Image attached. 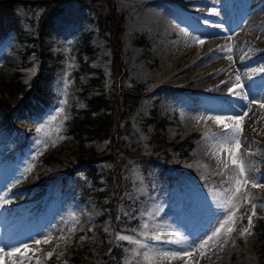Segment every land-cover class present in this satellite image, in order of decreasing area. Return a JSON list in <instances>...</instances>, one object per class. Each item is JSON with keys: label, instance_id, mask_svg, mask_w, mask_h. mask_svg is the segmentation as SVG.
I'll use <instances>...</instances> for the list:
<instances>
[{"label": "rangeland", "instance_id": "1", "mask_svg": "<svg viewBox=\"0 0 264 264\" xmlns=\"http://www.w3.org/2000/svg\"><path fill=\"white\" fill-rule=\"evenodd\" d=\"M46 1L15 2L19 29L9 31L0 44V96L4 80L15 78L30 84L37 73L40 57L33 49L37 43L32 38L37 36ZM210 1H186L194 8L191 21L197 29L192 31V39L185 42L187 34L183 22L165 30L145 22L138 23L147 0H115L117 13L123 17L120 41L124 66L120 74L113 72L109 31L100 23V18L110 8L108 0H67L61 3L45 45L51 54L48 65L51 67L50 87L55 92L54 100L41 117L20 119L24 130L13 129L6 141L0 142V247L5 251L13 247L23 250L22 246L27 244L32 250L29 255L34 253L35 256L31 264H37V260L39 264L106 262L107 249L116 245L121 246L123 252L118 264H145V252L156 258L158 264H185V261L263 264L264 108L260 105L264 104V96L250 95V92L254 88H264V8L250 10L245 6L246 0ZM253 3L261 6L264 0ZM177 4L181 13L189 14ZM214 16L218 20L212 18ZM229 19L236 21L233 29H228L225 24ZM210 26L224 29L214 34L201 31ZM85 38L92 48L89 52L83 50ZM166 44H177L174 52V58L178 59L176 64L169 61ZM185 45H190L193 52L188 58L180 59L178 55ZM226 45L241 46L242 60H246L245 55L254 56V60H250L254 62V71L253 68L246 69L242 61H236L232 56L229 60L227 53L217 50L218 46ZM198 59L201 63L196 65ZM186 66H190L188 74L209 72L211 76L195 83L217 84L210 92L214 97L219 93L226 94L236 84H244L238 91L248 99L229 101L223 96L222 100L217 99L222 109L213 112L185 109L178 90L182 81L167 85L162 82L166 75L159 79V83L152 76L163 75L165 68L172 69L171 73L175 74ZM237 75L239 81L235 79ZM231 76V83H221ZM116 84H121L126 91L137 92L136 103L121 122L125 132L122 138L128 145L127 154L121 157V170L120 167L116 170L109 157L92 162L95 174L101 175L99 182H104L102 174L113 175L114 171H121L124 186L114 216L102 203L106 201H100L94 194L80 200L78 195L64 191L59 176L73 168L74 175L81 174L92 186L91 178L87 176L90 171L87 172V163L80 161L79 156L90 149L102 156L112 149L111 145L105 138L74 136L67 131L68 121L77 110L86 107L91 94L106 93ZM228 104L235 110L228 109ZM57 111L60 112L58 116ZM234 115H242L243 138L237 159L247 162L249 182L241 187L238 211L234 208L228 210L236 211L235 224L229 222L218 234L217 256L209 263L202 261L200 253L206 252L212 241L205 248L199 245L227 218L225 210L213 198L212 190L228 188L230 185L224 181L234 177L237 170L226 153H220L223 162L218 163L214 158L217 149L202 151L197 149V143L206 140L212 146L221 139L219 136L213 138L212 134L221 132L223 126L209 117ZM53 116L56 117L54 120ZM160 122L165 124L159 127ZM226 123L232 121L226 119ZM19 134H22L20 140L17 139ZM205 134L209 135L204 139ZM57 135L62 139L53 145ZM223 163H228L229 168L220 175ZM253 182L257 183L256 187L252 186ZM102 188V185H94L93 193ZM252 204L257 207L249 226ZM115 218L119 222L117 228ZM233 226L235 231L228 236L227 228ZM244 229L248 231L241 235ZM121 236L131 239H120ZM156 236L160 239H155ZM177 237L184 238L183 248L189 255L161 260L160 254L164 250L181 252V246L167 243ZM46 238H50L49 243L43 242ZM35 240L41 243L36 244ZM141 244L145 247H140ZM193 248L196 250L192 251ZM48 253L52 255L49 257ZM3 264H10V258L5 256Z\"/></svg>", "mask_w": 264, "mask_h": 264}, {"label": "trees", "instance_id": "2", "mask_svg": "<svg viewBox=\"0 0 264 264\" xmlns=\"http://www.w3.org/2000/svg\"><path fill=\"white\" fill-rule=\"evenodd\" d=\"M67 0H48L46 7L40 16L37 26V36L32 40L37 43L35 51L40 59L37 67V73L30 84L21 82L15 78L4 80L3 94L0 96V130L3 131V138L6 139L10 131L14 128L20 129L18 124L19 119L39 118L44 113L45 109L51 104L54 98V92L50 87L51 67L48 65V59L51 56L46 50L47 37L51 33V25L55 14L61 9V3ZM16 0H0V43L6 39V35L10 30L19 29V18L16 14ZM109 10L102 16L101 25L103 29L109 31L108 40L112 50V67L113 72L119 74L123 71L124 61L121 52L120 34L122 32L123 17L117 13L115 0H108ZM30 49V50H33ZM91 45L88 38L84 39L83 50L91 51ZM29 50V51H30ZM118 74V75H119ZM135 90L126 91L121 84H116L106 93H94L87 98V105L75 112L72 119L69 121V132L78 138H105L108 140V145H111V150L103 153L102 156L97 154L95 150H86L82 156H79L80 161L87 163V172L93 186H87L84 181L80 180L79 175H74L73 168L62 182L64 191L79 194L81 198H86L87 195L94 194L100 201H106L105 204L109 212L115 216L117 203L121 199L123 189V178L121 176L120 160L126 153L127 144L122 138L124 125L122 120L126 117L129 109L136 103ZM165 122H160L159 127H162ZM109 157L110 162L115 166L116 170L113 175L102 174L104 182H99V174H95L93 161L99 158ZM110 172V171H109ZM73 178V179H72ZM94 185H102L103 188L92 192ZM115 227H118V220L115 218ZM109 252V253H108ZM122 255V249L119 245L109 246L107 249L106 262L97 264H118ZM264 264V260H263Z\"/></svg>", "mask_w": 264, "mask_h": 264}, {"label": "bare ground", "instance_id": "3", "mask_svg": "<svg viewBox=\"0 0 264 264\" xmlns=\"http://www.w3.org/2000/svg\"><path fill=\"white\" fill-rule=\"evenodd\" d=\"M187 0H147L146 2V6H145V10L144 13L142 14V16H140L138 23H148L150 25H155V27L159 28V29H164L165 28H170L172 26H177L179 23L183 22L185 27L183 28L184 31H186L187 34V38L185 42H188L192 39L193 37V30L197 29L196 26L194 25V23L191 21V17H194V12H193V7L192 5H189L187 2ZM246 7L250 10H254V9H262L264 8V4L260 5H256L253 2H256L257 0H246ZM201 2V1H200ZM204 2L209 3L211 2L210 0H204ZM214 2V1H213ZM176 3L180 4L182 6V8L184 7V9H186L188 13H181L180 10H178V8L176 7ZM190 3V2H189ZM261 3V2H260ZM177 4V5H178ZM201 4V3H200ZM196 7V6H195ZM198 7V6H197ZM180 12V13H179ZM185 18V19H182ZM214 19H217V17H212ZM184 20V21H182ZM221 20V19H220ZM192 23V25H191ZM225 24L227 26L228 29H233L234 25L236 24V21L232 19H229L228 21H225ZM153 27V26H152ZM182 27V26H181ZM222 27L223 23H222ZM218 28L216 27H205L204 29H202L201 31L205 34H211L213 32H217L220 31L224 28ZM242 27V26H241ZM154 28V27H153ZM227 29V30H228ZM154 30V29H153ZM167 30V29H166ZM173 30V29H172ZM235 30V29H234ZM174 31V30H173ZM161 32V31H159ZM224 32V31H223ZM226 32V30H225ZM162 33V32H161ZM181 33V32H180ZM183 33V32H182ZM173 34V33H171ZM214 34V33H213ZM232 34V33H231ZM238 35V34H237ZM183 36V35H181ZM204 36V35H203ZM245 36V35H244ZM231 37V36H230ZM237 38V36H236ZM247 38V37H246ZM231 39V38H230ZM230 43V41H228ZM227 42V44H228ZM186 44V43H185ZM167 45V44H166ZM165 46V45H164ZM176 46L175 45H167L166 46V55L168 56L169 61H171V63L176 64L178 62V59H175L177 57L174 58V54L176 53ZM241 47V46H240ZM240 47H238L236 45L235 48L232 47V51L230 53H227L228 55L232 56L236 61L240 60L242 61L245 65H246V69L250 70L253 68L252 71H254V62L251 63L250 60H254V56H247L245 55V59L243 58L242 60V56L240 57V53L242 52L243 49H241ZM176 48V49H175ZM175 52V53H174ZM193 52V49L190 47V45H185L183 47V49L180 51V55H178V57H180V59H183L187 56H190ZM244 52V51H243ZM165 57V56H164ZM228 57V56H227ZM227 57H226V61H227ZM188 58V57H187ZM199 58V57H198ZM167 59V60H168ZM186 59V58H185ZM202 59V57H201ZM201 59L196 60V65L201 63ZM224 61V60H223ZM225 61V62H226ZM181 62V60H180ZM179 62V63H180ZM178 63V64H179ZM195 64V63H194ZM190 65V64H189ZM242 65V64H241ZM191 66V65H190ZM190 66H186L185 68L179 70L177 73L173 74L171 73L172 69H168L165 68L164 70V74L158 77L152 76V79H156L157 82L159 83V79H161L163 76L164 80L162 82H164L165 84H175L178 82L182 81L183 85H186V88H182V86H178V90L180 91V93L182 94V104L184 105L185 109L187 110H200V111H212L213 110H220L222 109L219 103H217V99L222 100V97L224 96L225 99H229V101H235L237 100V97L233 96L231 93L227 92L226 94L224 93H219L217 95H215L216 99L214 100V96L212 95V93H210L212 90L213 86H217V84H213L212 83H200L197 84L195 82H197L198 80L203 79L205 76H209V72L208 73H202V75H196V74H188V69ZM245 67V66H244ZM196 69V68H195ZM201 70V69H199ZM258 71V70H257ZM264 71V70H263ZM212 72V71H211ZM228 72V71H227ZM262 72V71H261ZM196 73V71H195ZM229 73V72H228ZM151 74V73H150ZM233 74V73H232ZM264 74V73H263ZM252 75V74H251ZM157 76V75H156ZM211 76V75H210ZM228 76V75H227ZM229 77V76H228ZM225 78L224 81L226 79ZM233 76H231L232 78ZM254 77V76H253ZM261 77V75H260ZM161 84H164L162 83ZM169 82V83H168ZM188 85V86H187ZM219 85V84H218ZM221 85V84H220ZM244 85V84H243ZM190 86V87H189ZM177 87V86H176ZM220 87V86H219ZM234 88V87H232ZM171 89V88H170ZM172 90H176L175 88H172ZM236 90H240V89H236ZM245 90V89H244ZM226 92V91H225ZM245 93V92H244ZM243 94V93H242ZM250 95H262L264 96V88L261 87L256 89L254 88L251 92ZM250 98V97H249ZM254 99V97H253ZM224 101V100H223ZM222 101V102H223ZM228 102V101H226ZM240 102V100H239ZM262 102V101H261ZM241 103V102H240ZM228 109H233L235 110V108L232 105H226ZM225 106V107H226ZM224 107V108H225ZM238 107V106H236ZM261 108V107H260ZM197 112V111H196ZM221 112V111H220ZM233 112V111H232ZM245 112V111H244ZM221 115V113H219ZM240 114V113H239ZM202 115V114H201ZM229 115V114H228ZM243 115V114H242ZM242 115H240L242 117ZM227 116V115H226ZM199 117V116H198ZM206 117V115H205ZM225 117V116H224ZM229 117V116H228ZM198 119V118H197ZM228 120V119H227ZM205 139V136H203ZM212 146H209L206 140H201L197 143V149L200 150H206L211 148V149H216L215 145L216 144H211ZM210 150V149H209ZM212 152V151H211ZM201 153V152H200ZM211 154V153H210ZM208 157V156H207ZM211 157V156H210ZM212 161V160H211ZM258 189V188H257ZM260 191V190H259ZM162 219H165L164 217H161ZM162 222L165 223V220H163ZM161 223V224H164ZM217 239H220L218 236H215V238H213L211 245L209 246V248L207 249L205 253V255L202 257V261L205 262H209L213 259H216L217 254L215 253V250L217 248V246L215 245L217 242ZM170 251H174L172 249H167L162 251L163 252H170ZM162 260H167V259H162Z\"/></svg>", "mask_w": 264, "mask_h": 264}, {"label": "snow or ice", "instance_id": "4", "mask_svg": "<svg viewBox=\"0 0 264 264\" xmlns=\"http://www.w3.org/2000/svg\"><path fill=\"white\" fill-rule=\"evenodd\" d=\"M197 40H199V37H196ZM218 51L223 52V53H230L232 51L231 45H226V46H218ZM228 59L231 60L232 57L229 55ZM237 81L240 80V77L237 75L235 77ZM232 82V78L230 77L228 81H222V84L227 85L228 83ZM242 84H236L234 85V88H229L228 91L231 93L233 96L239 98L240 100H247L248 96L243 95L241 96L240 91L236 89L242 88ZM247 107V105H245ZM261 108H264V104L260 105ZM62 111V109H61ZM60 114L59 111H57L56 115L58 116ZM243 115H246V113H243ZM56 117L53 116L52 119L54 120ZM209 119H213L215 123L218 125H222L223 129L219 133L212 134L213 138L216 136L221 137L215 145L217 152L214 154V158L218 161V163H222L220 153H226L228 158L230 159L231 165L237 170L236 175L234 177H230L228 180L224 181V183L229 184L230 186L228 188H225L223 191H219L217 189H213V198L218 201V205L220 208L224 209L227 218L223 223L220 224V227L213 232V235L208 237L206 240H204L199 247L200 248H205L210 241L213 240V237L218 236V234L221 232L222 229L225 228V225L231 222L233 225L235 224V219H236V211L239 209V193L241 192V187L242 185L248 184V179H247V173H248V166L247 162L244 159H237V156L240 154L239 150L241 147L242 143V129H241V116L234 115L230 117H222V116H215V117H209ZM226 119L231 120L232 123H226ZM209 134H205V138H208ZM62 139L59 135H57L56 140H53L52 143L53 145L59 140ZM233 141L235 142L233 144ZM229 164L228 163H223V169L219 173L220 175H224V173L228 170ZM234 180V186L232 185V181ZM264 180V178H262ZM253 187L257 186L256 182H253L252 184ZM247 199V197H245ZM257 205L252 204V214L248 216V223L249 226L252 224V216H254L255 209ZM236 209V211H231L229 212V209ZM243 217L241 216L240 219ZM235 231L234 226L227 228V234L228 236L231 235L232 232ZM247 229H244L241 231V235H244L245 232H247ZM250 234V233H249ZM120 239H125V240H130V237L127 236H121L119 237ZM155 239L159 240L160 237L156 236ZM44 243H49L50 238H46L43 241ZM36 244H40V240H35ZM138 243V242H137ZM167 243L171 244H176L178 246H181V252H176V251H170V252H163L160 254V259H177V258H183V256L189 255V252L183 248V245L185 243L183 237H177L175 240H170L167 241ZM23 250H21L20 247H13L8 251H5L4 248L0 247V264H3L5 256L10 258V264H24L25 261H28L29 264H31V261L35 258L34 253L32 255H29L30 252H32L31 249H29L27 244H24ZM140 247H145V245L141 244ZM196 249L193 248L192 251H195ZM52 253H48V256L50 257ZM205 255L204 252L200 253V256L203 257ZM144 261L145 264H158L156 258L152 257L149 255L148 252L144 253ZM37 264H39V261L37 260ZM185 264H198V261H185Z\"/></svg>", "mask_w": 264, "mask_h": 264}]
</instances>
